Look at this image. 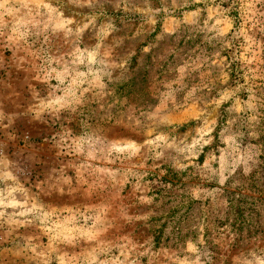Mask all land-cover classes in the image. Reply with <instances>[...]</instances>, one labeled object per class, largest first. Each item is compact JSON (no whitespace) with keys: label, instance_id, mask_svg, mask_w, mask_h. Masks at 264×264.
<instances>
[{"label":"rangeland","instance_id":"1","mask_svg":"<svg viewBox=\"0 0 264 264\" xmlns=\"http://www.w3.org/2000/svg\"><path fill=\"white\" fill-rule=\"evenodd\" d=\"M0 264H264V0H0Z\"/></svg>","mask_w":264,"mask_h":264},{"label":"trees","instance_id":"2","mask_svg":"<svg viewBox=\"0 0 264 264\" xmlns=\"http://www.w3.org/2000/svg\"><path fill=\"white\" fill-rule=\"evenodd\" d=\"M235 210H236V211L238 210V212H239V207H236ZM240 223H241V221H240ZM240 223H239V224H240Z\"/></svg>","mask_w":264,"mask_h":264}]
</instances>
